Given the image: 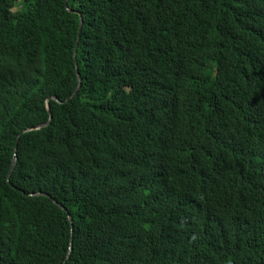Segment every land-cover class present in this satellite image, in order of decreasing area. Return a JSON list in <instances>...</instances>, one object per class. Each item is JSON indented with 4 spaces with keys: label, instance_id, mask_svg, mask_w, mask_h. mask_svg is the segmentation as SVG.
<instances>
[{
    "label": "trees",
    "instance_id": "16d2710c",
    "mask_svg": "<svg viewBox=\"0 0 264 264\" xmlns=\"http://www.w3.org/2000/svg\"><path fill=\"white\" fill-rule=\"evenodd\" d=\"M0 264H264V0H0Z\"/></svg>",
    "mask_w": 264,
    "mask_h": 264
},
{
    "label": "water",
    "instance_id": "95a60500",
    "mask_svg": "<svg viewBox=\"0 0 264 264\" xmlns=\"http://www.w3.org/2000/svg\"><path fill=\"white\" fill-rule=\"evenodd\" d=\"M66 1H67V0H66ZM81 26H82V20H80L79 32H78V38H79V36H80ZM77 46H78V43L76 44L75 47L77 48ZM74 58L76 59V53H74ZM76 72H77V77H78V85H77V87H76V90L74 91V93L72 94V96H71L70 98H72L74 95H76V93L78 92V90H79V88H80V85H81V78H80V75H79V72H78V68H77V67H76ZM70 98H69V99H70ZM53 99H54L55 101L59 102L57 99H55V98H53ZM69 99H68V100H69ZM47 108L49 109L48 102H47ZM50 116H51V115H50ZM50 120H51V117H50V119L48 120L47 123L42 124V125L38 126L37 128H40V127L46 126V125L50 122ZM16 162H17V160H16V158H14L13 161H12L11 167H10L9 177H10V174H11V172L13 171V169H14V167H15V165H16ZM33 195H44V196H46L45 193H41V192L36 193V194H33ZM56 204H57L58 206H60L64 211H66L65 208H64L63 206H61V205L58 204L57 202H56ZM69 219H70V221L72 222L71 217H69ZM70 249H71V248H70Z\"/></svg>",
    "mask_w": 264,
    "mask_h": 264
}]
</instances>
